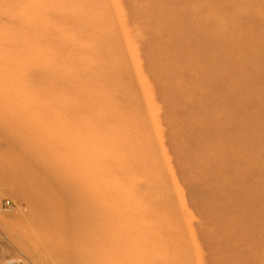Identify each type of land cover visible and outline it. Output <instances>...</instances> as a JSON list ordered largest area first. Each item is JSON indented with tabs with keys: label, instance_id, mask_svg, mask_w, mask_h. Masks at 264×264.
<instances>
[{
	"label": "rangeland",
	"instance_id": "1",
	"mask_svg": "<svg viewBox=\"0 0 264 264\" xmlns=\"http://www.w3.org/2000/svg\"><path fill=\"white\" fill-rule=\"evenodd\" d=\"M90 61L121 71L118 81L104 76V84L89 86L132 103L152 151L146 148L143 158L154 163L159 190H169L173 179L176 191L209 180L239 194L183 198L195 211L178 215L191 226L185 232L178 220L183 242L147 245V255L132 264H223L225 256L229 264H264V231L260 239L239 233L249 226L244 217L264 226V0H0V264L94 263L87 255V208L67 213L56 199L32 196L26 189L34 183L18 181L12 166L1 165L5 152L9 160L27 153L72 173L62 179L68 188L95 180L72 195L77 206L94 202L95 192L113 181L149 191L142 164H124L130 147L115 146L119 135L98 129L77 111L86 104L67 98L74 87L61 71L76 66L79 74ZM55 77L59 89H52ZM55 93L65 98L54 101ZM172 105L179 113L200 109L172 114L191 129L169 122L166 106ZM93 137L96 145H89ZM103 163L113 166V177L97 170ZM247 193L263 202L222 225L230 208L218 203H248Z\"/></svg>",
	"mask_w": 264,
	"mask_h": 264
},
{
	"label": "bare ground",
	"instance_id": "2",
	"mask_svg": "<svg viewBox=\"0 0 264 264\" xmlns=\"http://www.w3.org/2000/svg\"><path fill=\"white\" fill-rule=\"evenodd\" d=\"M92 56L93 55L91 54V57ZM65 64L69 65V62H66ZM87 65H89L88 68L85 70L83 69L82 72L79 74L76 71L75 68L76 66H73V68H70L68 71H63V72L61 71L60 74L62 76V79L64 78L63 80L68 81L70 85L74 87L75 94L80 95V96H76L75 94H71L68 92L67 98L76 97L73 98L72 101L83 102L84 104H86L85 107L84 105L81 104L82 107H80V110L77 111L86 112L88 114V117H91L90 119L93 118V122L96 123V127L98 129L111 128L112 130L111 133L118 134L120 137V141L118 143L115 142L116 143V144L114 143L115 146L119 145L121 147L124 145H128L130 147L127 149H131V154L127 157L128 159L127 158L125 159L124 164L129 166V162H130L134 164L136 167L142 164L143 168L146 169L143 172H146L147 175L146 177L147 184L145 185L149 186V191L142 192L141 189L132 187L129 183L114 182L112 180L113 182L109 183L108 186L105 187L102 186L101 189L99 188V190L95 192V195L92 196L94 202L87 201V204L83 203L82 206H77L71 203L73 200L72 195L77 193V190L79 189L81 190L87 188L88 185L91 182H94L95 180L89 181V184H87V182H84L82 185L79 186V189L75 187L68 188L66 187L67 184L64 183L65 181L62 183V179L63 177H68L72 175V173L69 175L66 174L69 173L67 171L61 172L60 171L61 169L58 170L57 168L55 169V167L53 168L52 166L45 164L43 162L45 158L36 159L32 157L33 155L30 158L28 157L30 156L29 154L26 153L27 155L26 156L22 152L18 153L14 160H9L8 157L10 154H8V152H5L7 154V157H5L1 165L3 166V164H8L12 166L13 174H14L12 175V177H15L16 179H18V181L21 180L24 182L34 183L29 189H26L29 190L28 192L32 196L35 197L42 196V197H50L56 199L58 201V205L64 206L66 209L65 211L67 213L74 212L76 210L79 211L80 208L81 209L87 208L88 221L91 224L89 226L90 229L88 232L90 233V236L88 242L89 252L87 255H89L91 260L94 262L93 264H132L138 262L139 260L141 261L142 258H144L147 255V253L145 252V248L147 247V245L151 244L155 246L158 243L166 242L169 245L171 244L174 248H176V245H178V241L183 242L184 235L182 233L181 235H179L177 230L178 220H180L179 224L183 226V229L187 228V231L185 232H189L191 226L187 221H183L181 220V218H178L180 217L178 215H180V212L184 213L185 210H187L186 211L187 214H192L195 212V211L189 212V209L192 207L189 206L190 203L185 202L183 198L186 197L192 198V197L200 196L201 198L205 199L208 193L211 192L213 193L214 196H216L219 199H225L227 198V195H229L230 197H232L231 199L234 200L239 197V194L234 195L233 193H230V191L228 190L229 185L227 184L210 183L211 181L209 180H207L205 183L202 181L200 182V180H193L190 184L183 185V188H181L180 191H176L174 189V185H173L174 179H173L170 183L171 188L169 187V190L166 187H163L162 190H159L160 187L156 182L160 181L161 179H156L153 177L152 168H154V163H151L152 161L143 158V151L146 148H148L150 155L152 151L150 147L144 143L145 141L147 142V136H145L140 129V128L143 129V127L140 124H137L138 117H134L133 115L132 103H128L127 101H125V98L127 96H125V98L123 97L124 100H121L123 98L119 99L118 95L116 97L113 96L112 93H111V98L110 96L108 97L105 94L100 96V93L98 91L99 87H97L96 91H94L89 86V85L96 86L94 83L104 84L102 83L104 76H106L110 80V82L118 81L120 78L118 73L121 71H116L115 68L112 67L111 65L110 67L108 66L101 67L97 62L94 61H90V63H88ZM83 76L85 77L84 82H82L80 79ZM53 80L54 81L52 82L51 85L52 89H59L62 86V84L58 86L55 85L57 77L53 78ZM115 86H117V88L122 90L121 88L122 85L116 84ZM189 92L194 93V91L192 90H190ZM119 93L122 94L123 90ZM62 96L63 95L61 94L55 93L52 98H54V101H57L58 97H61L60 99L65 98ZM49 97L51 96L49 95ZM88 97H91L92 99ZM166 107L168 109V113L170 116L169 122L176 124L180 123L183 129L184 128L191 129V127L188 124H185L181 118H178L176 122L172 121L173 118L172 114L175 113L174 117L176 114L183 116L185 114H189L190 116L191 113H198L200 111V109L195 108L192 109L193 111L189 110L184 113L183 112L179 113L177 110H174L173 105L170 107L169 106ZM71 109L72 106L68 109V111H72ZM220 123L223 124V122ZM214 129L215 128H209V130H214ZM81 133L82 132L80 131V134ZM127 134H129V136H126ZM189 135L191 136V134ZM94 137L92 142L94 141ZM95 138H97V136ZM90 139L92 138L90 137ZM94 142L95 144L89 142L87 143L89 145L90 144L96 145V140ZM107 147L109 148V146ZM99 149L97 148V150ZM104 150L108 152L107 149ZM112 150L111 151L109 150L108 153L111 152L114 153V151ZM93 152L95 153V151ZM84 155H86V150L84 152ZM122 157L124 158V156ZM67 159L68 161L70 160L69 158ZM99 161L97 163H100L101 165L102 161L101 162ZM92 162L91 165L95 164L94 163L95 161L93 162V164ZM30 165L37 168L38 172L36 174L34 173V170L28 172V168L31 167ZM55 165L56 164H53V166ZM100 165L99 164L98 166L95 165L96 168L98 167L97 170H99V168L101 169V173L98 172V174L100 173L102 174V176L108 175L109 177L113 175L114 168L112 165L104 164L103 167ZM69 169L72 170V168ZM136 171L138 172L137 169ZM94 174L97 175L96 172ZM35 175L42 176L43 180L41 183L36 184V181L30 177L32 176L36 179ZM100 179H105V177H100ZM107 180L109 181V179ZM125 187L130 188V190L127 189L130 191L129 193L126 191ZM164 189H166V191ZM247 197L249 198H247L245 202L248 203L245 204L243 202L239 203V200L234 205L231 203L230 206H223L221 203H218L220 207L230 208L229 210H225L224 214H226V217L224 218L220 217L222 225H226L232 222L233 219L232 213H236L237 215V214H242V212L243 213L255 212L257 209L256 206L257 203L263 202V201L258 202V199H256V196L253 193L252 194L247 193ZM90 203H93L91 207L90 205L87 206ZM186 203L188 204V206L186 205ZM242 221L243 223L249 226L244 227L243 229H239L240 235H249V236H256L259 239L261 238V234L264 231L263 229L264 226L263 224H259V223H261L262 221L253 222L251 218H246V217H244ZM240 222L241 221L236 220V225H239ZM235 232L237 233L238 229L235 228ZM229 263L230 261L228 257L225 256L223 264H229Z\"/></svg>",
	"mask_w": 264,
	"mask_h": 264
}]
</instances>
